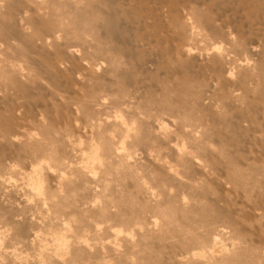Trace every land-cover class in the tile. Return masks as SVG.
Wrapping results in <instances>:
<instances>
[{
  "label": "rangeland",
  "instance_id": "1",
  "mask_svg": "<svg viewBox=\"0 0 264 264\" xmlns=\"http://www.w3.org/2000/svg\"><path fill=\"white\" fill-rule=\"evenodd\" d=\"M130 1L49 0L46 7L41 10L44 13V18L38 24L36 22L33 29L34 32L42 28L50 30L63 27L65 31L69 32L68 39L76 38V40L85 43L86 47L78 56H68L66 58L64 56V46L59 42L53 41L54 43L50 45L51 48L50 46L43 48L39 47L38 44L41 43H37V37L34 36L31 39V44L35 46L37 54L48 55V59L45 62L47 72L35 69L32 71L33 73L29 74V77H20L19 81L23 84L21 87H16L7 81H2L0 84V174L3 177L6 174L7 179V184L0 186V221H2V224H0V238L2 242L6 245L11 244L19 233L25 235L30 233L36 235L35 232L40 233H37L40 241L39 239L36 240L35 246L31 245V243L27 246L16 245L19 251L22 250V252L17 250L18 254L23 253L21 256L25 258L29 256V259L36 260L37 256L35 255L40 252V244L46 242L44 240L48 236L46 243L49 241L51 245H48H53L52 247H54L52 239L55 236L54 234L57 235L59 231H61V234L64 232L63 234H67V236L75 233L83 235L84 233V236L88 235L87 237L92 239V242H97V244L100 242L110 244L113 241L125 239L126 232L123 231L126 227L120 222L115 224V222L109 221L111 224L107 223V219L104 220L105 218L101 212L94 216L92 215L91 219V215L83 216L79 212L80 201L86 196H93L90 185L92 182L86 177L81 176L67 181L65 192L63 191V194L57 192L58 199L55 198L53 202L50 201L51 203H49L45 195L47 192L51 193L55 190L52 187L53 185L51 186L54 177L52 171L54 170L50 172V169L46 167L57 164L56 166L67 170V166L70 164L72 168H69V171L79 170V168L84 166V161L89 156L92 145L93 147L95 146L93 143L101 141L102 135L100 136V132L104 133L103 135L109 134L107 135L108 139L110 136L109 140L115 138L112 141L119 146H123V150L126 153L130 151L137 154L136 152H138L139 155H137L142 156L145 154L144 150L146 149H153V153H157L161 144L156 138L141 135L139 139L134 136V138L130 137L126 140L124 137L125 129L121 122L128 120L132 116L140 117V121L145 120L147 122L149 118L163 115L162 117L164 118L170 117L176 120L178 130L175 133V137L176 135L178 137L180 135L179 139L185 137L188 142L197 148L196 151L200 155L199 160L205 165L204 169L206 171L202 169L200 172L196 169V164L182 161L179 167L188 177L183 176V178L178 179V190L185 191L188 194L190 205L185 208L168 204L165 212L168 213V216H172L174 221L168 223L162 229L155 230L147 235L143 238L142 243L136 246L137 248L133 247L134 251L133 248H130L135 256L131 257L129 254L120 253L116 255L113 262L102 263L179 264L171 257L172 255L182 250L197 251L199 248L203 249L198 250L201 252L209 251V247L200 246L196 238L203 231L210 228L213 222L220 225L226 223V219H229L233 221V224L231 233H229L230 235L228 234L230 237L228 238L240 237L238 239V242L241 241L238 253L228 257L229 260L217 262H210L211 260L209 261L208 258L203 256L205 263L227 264L229 262L228 264H231L230 262L233 261L234 263L232 262V264H263L261 257L264 255V209L260 205V198L264 190V7L262 0H257L258 3L254 0H246L247 2L245 0H200L198 2L197 0ZM137 1L139 3L136 5ZM1 2L4 3L1 4ZM31 5L34 7L39 6L36 3H31ZM164 9L166 10L164 11ZM226 9H230V11L227 12ZM176 10L177 12H175ZM238 10L241 11L238 12ZM185 17L187 18L186 20L184 19ZM18 20L19 12L13 10L10 3L0 1L1 30L11 32L15 28L20 29ZM246 23L247 25H245ZM11 24H14V26ZM191 24L195 25L193 31L190 27ZM227 24L230 25L227 26ZM196 27L203 34L201 32L199 34L198 30L196 33ZM229 29L230 31L235 29L232 34L235 40L232 35H228L225 38V45L229 50L227 51L228 54L226 53L223 56L222 53L224 51L219 52L220 54L212 50V52L206 51V48L210 47L212 42L218 41L220 35L223 32H229ZM167 34H169L170 40ZM251 39H254L257 43ZM161 41L163 44H161ZM252 41L253 45L254 43L259 45L260 49L258 55H254L256 58L250 55L251 51L249 49L252 46ZM180 44L188 45L192 48L195 47L193 48L194 54L183 56L179 51V47H176ZM173 46L175 47L174 51H172ZM4 47L7 48V45H4ZM223 49H225V46L221 50ZM49 53L52 54L50 55ZM153 54L159 57L156 66L150 69L143 62L148 58L154 57L155 55L153 56ZM226 55L230 56H228L229 59L226 58ZM197 57H202L199 58L201 61ZM248 57H253V61H249L252 62L250 66L249 63L240 65ZM101 58H106V62H104L105 66L100 72L86 67L88 60L94 61ZM208 63L210 66H208ZM233 63L236 64L234 74H226L224 69L233 66ZM210 67L212 70H210ZM89 75L92 80H89ZM206 75L208 76L205 77ZM230 76L232 77L229 78ZM103 95L110 97L107 98L108 107L104 110L105 114L102 116L109 119H114L118 116V118L116 117L117 119H124L101 127L100 132L99 130H94L92 134L90 128H86L84 125L87 124L90 114L99 115L95 109L93 99L96 96L102 97ZM43 103H47L48 107H41ZM45 108L49 115L47 116V123L44 125L47 134L46 141L43 140V136L37 135V138L30 143L28 141L19 143L14 142L12 136H4L6 132H9L14 127L20 128L24 125L29 129H33L36 126L39 127V111ZM142 114L144 117H142ZM120 115H122V118ZM186 123L203 124L201 126V137L198 135L194 139L183 136L182 128ZM71 138L77 144L68 142ZM121 138L122 140H120ZM121 141L124 142L122 143ZM124 143L125 145H121ZM210 143L213 147H209ZM42 148L46 149L42 150ZM50 148L51 150H48ZM54 148H56V151ZM213 148L216 149V152ZM57 151L59 155L56 157L55 153ZM256 151L257 153H254ZM43 155L50 157L52 162L50 161L51 164L46 161L43 163L44 165L48 164L44 166V169H41V172L44 170L43 180L45 184H43L45 187L41 183L42 185H39L40 188L37 185L40 183L38 182L40 180L37 176L38 174L33 173V176L32 173L30 175V172H32L31 170H33L35 165H39ZM61 155L62 158L60 157ZM255 159L258 160L256 161ZM70 161L74 163L72 164ZM240 161L243 163L241 164ZM131 162L126 163V165L113 163L112 166H102V171L106 170L105 175L103 177L101 171L95 181H100L102 184L101 195L104 201L109 203H113L114 200L123 202L126 204V208L138 207V200L133 195L131 186H128L126 182L132 178V175L137 173L146 174L152 182L157 181L162 176V173H159L156 166L152 164L147 165L145 161L140 164L135 161L134 163ZM260 163L263 164L259 165ZM30 164L31 167L33 166L31 170L29 168ZM76 165L79 166L76 167ZM64 167L67 168L65 169ZM245 167L249 170L245 169ZM29 176H32V179ZM32 180L35 181L33 182ZM111 181L112 183H110ZM6 187H9L10 197L7 195L8 190L6 191ZM36 189H40V193H37L39 191H35ZM108 190L109 193H107ZM2 195L5 196L2 197ZM31 195H33L32 198L30 197ZM42 196H44L45 201ZM241 196L243 197L241 198ZM16 201H18L19 205ZM28 202H30L29 206ZM32 202L34 206L37 205V208L31 204ZM45 211H47V214ZM61 215L64 217L62 218ZM246 216H248V219ZM93 218H95L94 220L97 219L98 224L94 232L90 224ZM63 219H66L64 223ZM14 220H17L18 223H14L13 228L6 232V229L10 227L9 223ZM51 220L52 223L50 222ZM68 221L70 224L67 223ZM73 222L75 223L73 224ZM16 224H19V227ZM4 226L5 228H3ZM30 228L36 231L32 232ZM54 228L59 231L57 232ZM67 230H70L69 233ZM7 234L8 236H6ZM42 234H44V237ZM76 234L69 235V239L71 237L70 240H73L74 238L72 237H75ZM10 237L12 240L8 242ZM2 238L5 240L7 238L8 240L3 241L4 239ZM41 240L43 241L41 242ZM13 249H9L10 252ZM10 252L5 254V259L2 263L23 264L21 260L23 259L24 261V257L21 258L17 254L13 256H19L20 259L17 257V259H14ZM32 259H30V264H38L36 261L31 263ZM203 259L199 261L190 259L181 264H201L200 262H203ZM72 261V264L92 263L91 260L89 261L87 254L80 252L73 256Z\"/></svg>",
  "mask_w": 264,
  "mask_h": 264
},
{
  "label": "bare ground",
  "instance_id": "2",
  "mask_svg": "<svg viewBox=\"0 0 264 264\" xmlns=\"http://www.w3.org/2000/svg\"><path fill=\"white\" fill-rule=\"evenodd\" d=\"M0 1H6L7 3H10L12 5V9L16 10L19 12V24H20V29H13L11 32L8 31H3L1 30L0 27V84L5 81H7L8 83L13 84L16 87H21L23 84L19 81L20 77H29V74L33 71V70H37L40 69L42 71H46L47 67H46V61L48 59V55H45L43 53H38L36 52V48L35 46H33V44H31V39L36 36L38 40L37 43H41L38 44L39 47H49L50 45H52L54 42L53 41H57L59 42L62 46H64V56L67 58L68 56H78L82 50H84V48L86 47L85 43H83L82 41L76 40V38L74 39H68V34L69 32L65 31V29L63 27H59V28H55V29H47V28H42L39 30H36L37 32H34V27L35 24L37 22H41L44 18V13L43 10L46 7V4L49 2V0H0ZM128 1V0H127ZM130 1V0H129ZM133 1V0H132ZM153 1V0H152ZM187 1V0H186ZM200 0H197V2ZM246 1V0H245ZM248 1V0H247ZM246 1V2H247ZM255 2L258 3L257 0H254ZM36 3L37 5H39L38 7H34L31 5V3ZM131 2V1H130ZM135 2V1H133ZM147 2V1H145ZM167 2V1H166ZM185 2V1H184ZM252 2V1H251ZM4 3V2H3ZM1 2V4H3ZM123 3V2H122ZM129 3V2H128ZM125 3V4H128ZM139 2L137 1L136 5ZM140 3H142L140 1ZM170 3V2H169ZM201 3V2H200ZM250 3V2H249ZM56 4V3H55ZM144 4V2H143ZM146 5H148L147 3H145ZM165 4V3H164ZM246 4V3H245ZM262 4L264 7V0H262ZM99 5V4H98ZM168 5V3H167ZM199 5V4H198ZM162 6V5H161ZM245 6V5H244ZM149 7V6H148ZM58 8V7H57ZM143 8V7H142ZM150 8V7H149ZM166 8V7H165ZM199 8V7H198ZM203 8V7H202ZM250 8V7H249ZM3 9V8H2ZM169 9V8H168ZM172 9V8H171ZM176 9V8H175ZM180 9V8H179ZM258 9V8H257ZM139 10V9H138ZM149 10V9H148ZM155 10V9H154ZM157 10V8H156ZM166 9H164L165 11ZM214 10V9H213ZM227 10V9H226ZM246 10V7H245ZM181 11V10H180ZM185 11V10H184ZM182 11V12H184ZM191 11V10H190ZM230 11L227 10V12ZM241 11V10H240ZM238 10V12H240ZM258 11V10H257ZM48 12V10H47ZM141 12V11H140ZM177 12V10L175 11ZM46 13V12H45ZM142 13V12H141ZM47 14V13H46ZM143 14V13H142ZM149 14V13H148ZM185 14V13H184ZM207 15V14H206ZM205 15V16H206ZM46 16V15H45ZM187 17V15H185ZM254 16V15H252ZM184 18L185 20L187 18ZM221 17V16H220ZM147 18V17H146ZM165 18V17H164ZM179 18V16H178ZM190 18V17H189ZM188 18V19H189ZM244 18V17H243ZM242 18V19H243ZM166 19V18H165ZM163 20V19H161ZM180 20V19H179ZM232 20V19H230ZM94 21V20H93ZM164 21V20H163ZM46 22V21H45ZM65 22V21H64ZM230 22V21H229ZM236 22V21H233ZM1 23V22H0ZM225 23V22H224ZM231 23V22H230ZM237 23V22H236ZM262 23V21H261ZM150 24V23H149ZM165 24V23H164ZM177 24V23H176ZM197 24V23H196ZM238 24V23H237ZM2 25V24H0ZM12 26H14V24H11ZM10 25V26H11ZM68 25V24H67ZM230 24H227V26ZM247 25V23L245 24ZM263 25V24H262ZM151 26V25H150ZM156 26V25H155ZM166 26V25H165ZM189 26V25H187ZM3 27V26H2ZM170 27V26H169ZM191 29L193 31L195 25L191 24ZM246 27V26H245ZM167 28V27H166ZM230 28V27H229ZM228 30V28H226ZM144 30V29H143ZM188 30V28H187ZM197 27L195 32L197 33ZM200 30V29H199ZM198 30V32H199ZM235 30V29H234ZM234 30L229 29V32H223L222 35H220V38H218V41H215L214 43L212 42L210 47L206 48V51H216V52H221L224 51L222 54L223 56L227 53V51H229L226 47V40L225 38L228 35H232L233 32H235ZM142 31V30H141ZM161 31V30H160ZM183 31V30H182ZM185 31V30H184ZM191 31V32H192ZM149 32V30H148ZM201 32V31H200ZM199 32V34H200ZM206 32V30H205ZM165 33H167V31H165ZM195 33V34H196ZM202 33V32H201ZM207 33V32H206ZM205 33V34H206ZM159 34V33H158ZM181 34V33H180ZM193 34V33H192ZM203 34V33H202ZM103 35V34H102ZM106 35V34H105ZM169 34H167L168 36ZM153 36V35H152ZM199 36V35H198ZM233 39H234V35ZM70 37V36H69ZM194 37V36H193ZM206 37V36H205ZM88 38V37H87ZM169 38V36H168ZM204 38V37H203ZM207 38V37H206ZM231 38V37H230ZM164 39V38H163ZM176 39V38H175ZM192 39V37H191ZM89 40V39H88ZM170 40V38H169ZM235 40V39H234ZM254 40V39H251ZM91 41V40H90ZM134 41V40H133ZM173 41V40H172ZM243 41V40H242ZM259 41V40H258ZM175 42V41H174ZM190 42V41H189ZM234 42V41H233ZM255 43H257L254 40ZM91 43H93V41H91ZM211 43V42H210ZM248 43V42H247ZM252 46L249 49L251 51V56L254 55H258V53L260 52L259 49V45H253V41L251 42ZM140 44V43H139ZM161 44H163V42L161 41ZM172 44V43H171ZM174 44V43H173ZM259 44V43H258ZM4 45H7V48L4 47ZM99 46V45H98ZM225 46V49L221 50L223 47ZM37 47V46H36ZM90 47V46H89ZM88 47V48H89ZM141 47V46H139ZM176 47H179V51L182 53L183 56L187 55H193L194 51L193 48L195 47H190L188 45H177ZM51 48V46H50ZM142 48V47H141ZM174 46L172 47V51H174ZM197 49V48H196ZM90 51V49H88ZM195 50V49H194ZM46 51V50H45ZM205 51V53H207ZM211 51V52H212ZM51 52V51H50ZM201 53V52H200ZM50 55L52 53H49ZM175 54V53H174ZM220 54V53H219ZM228 54V53H227ZM129 55V54H128ZM155 54H153L154 56ZM160 55V54H159ZM198 55V54H197ZM202 55V54H201ZM200 55V56H201ZM232 55V54H231ZM229 59V55H226ZM229 56V57H228ZM51 57V56H50ZM158 55H155L152 58H148L147 60H144L143 64L146 66H148L150 69H153L157 62H158ZM255 57V56H254ZM198 58V57H197ZM202 58V57H199ZM198 58V59H199ZM225 58V59H226ZM256 58V57H255ZM51 59H53L51 57ZM208 59V58H207ZM238 59V58H237ZM253 59V57H248L246 59H244V61H242V63L240 65H245ZM160 60V59H159ZM200 60V59H199ZM201 61V60H200ZM253 61V60H252ZM104 62H106V58H101L98 60H88L86 67L88 69H95L98 72H100V70L105 66ZM209 62V61H207ZM239 62V61H238ZM84 64V62H83ZM81 64V65H83ZM61 65V64H60ZM206 65V64H205ZM84 66V65H83ZM208 66L209 63H208ZM148 68V69H149ZM236 68V64L233 63V66L231 67H227L224 69V72H226V74L228 75H233L234 74V70ZM239 68V67H238ZM242 68V67H241ZM249 69V68H248ZM74 70V69H73ZM81 70H83L81 68ZM210 70L211 67H210ZM75 71V70H74ZM150 71V70H149ZM47 72V71H46ZM153 72V71H152ZM174 72V71H173ZM191 72V71H190ZM193 72V71H192ZM33 73V72H32ZM177 73V72H176ZM48 74V73H47ZM178 74V73H177ZM200 74V73H199ZM247 74V73H246ZM79 75V74H78ZM37 76V75H36ZM47 76V75H45ZM208 75H206L205 77H207ZM232 76H230L229 78H231ZM172 78V77H171ZM209 78V77H208ZM235 78V77H234ZM25 79V78H24ZM83 79V78H82ZM237 79V78H236ZM89 80H92V78L89 75ZM235 80V79H234ZM27 82H29L28 80H26ZM168 81V80H167ZM170 81V80H169ZM232 83V82H231ZM230 83V84H231ZM89 84V83H88ZM129 84V83H128ZM152 84V83H151ZM233 84V83H232ZM154 85V84H153ZM173 85V84H172ZM231 86V85H230ZM234 87V86H232ZM11 88V87H10ZM215 88V87H214ZM80 89V88H79ZM233 89V88H232ZM6 90V89H5ZM159 90V89H158ZM226 90V89H225ZM65 91V90H64ZM157 91V90H156ZM21 93V92H20ZM205 93V92H204ZM208 93V92H207ZM138 94V93H135ZM235 94V93H234ZM198 95V94H197ZM264 95V94H263ZM110 97V96H108ZM106 95H103L102 97L100 96H96L93 100H94V106L96 107L95 109L98 111L99 115L96 116L94 113H92V115H89V119L86 122L87 124H85L84 126L87 128H90V131L94 130H99L100 132V128L112 123H117L119 122L120 119H117L118 116H116L114 119H109V118H105L102 115H104V110H106V108L108 107V103H107V98ZM62 99V98H61ZM199 100V99H198ZM203 100V99H202ZM141 101V100H139ZM206 102V101H205ZM214 102V101H213ZM217 103V102H216ZM220 104V103H219ZM74 105V104H73ZM126 105V104H124ZM123 105V106H124ZM131 105V104H130ZM218 105V104H217ZM147 106V105H146ZM243 106V105H242ZM41 107H48L47 103H43L41 105ZM218 107V106H217ZM147 108V107H146ZM94 110V109H93ZM92 110V112H93ZM124 110V109H123ZM115 111V110H114ZM138 111V110H137ZM223 111V110H222ZM227 111V110H226ZM17 113V112H16ZM19 113V112H18ZM141 114V113H140ZM147 114V113H146ZM149 114V112H148ZM143 115V114H142ZM47 116L48 112L45 109H42L39 111V119L38 121H40V126H36L33 129H29L28 127L21 126L20 128H13L11 129L9 132H6L4 136H12V139L14 142H19V143H24L26 141H28L29 143L34 141V139L37 138L38 136H43V140L46 141L47 139V134H46V130L44 128V125H46L47 123ZM110 116V115H109ZM108 116V117H109ZM122 115H120L121 117ZM140 116V115H139ZM163 115H156V117L153 118H149V120H147V122L145 120H141L140 121V117L136 118L135 116L129 117L128 120L121 122L123 128L125 129V139L128 140V138L137 136L139 139V136L141 135H145V136H150V137H154L156 138L160 145V150L156 153H153V149H146L144 150V155H140L138 156V152H136L137 154L131 153L129 150V153H126L125 150H123V146H119L117 145L115 142H113L112 140L115 138L109 139L107 138V135H103L104 133L100 132V136H101V141H97L94 142L93 144L95 145L93 147L92 145V150L89 153V156L86 158V160L84 161V166H82L81 168H79V170L76 171H69V168H72V165H68V169L64 170L61 167L58 166H54L52 165H48V167H46L47 169H50L49 171L51 172V170L54 174L53 180L51 182V186L56 190H54V192H47L45 195L46 200L49 201V203H51L50 201L53 202V200L55 198H57L58 193H62L65 190V184L67 181H71L74 178H78V177H86L87 179H90L92 184L91 185V191L93 196L91 197H84L82 199V201H80V208L79 212L84 216L89 214L90 219L91 217H93L95 214H99L100 212L102 213V215L104 216V220L107 219V223H109V221H113L115 222V224L117 222H120V224L124 225L127 229L126 232V236L125 239L119 240V241H113L110 244H105V243H99L97 244V242H92V239H89L86 235H77L75 233V231H73V233L76 234L73 240L69 239V235L67 236V234H61V231H59V233L56 235L54 234V238L52 239V241L54 242V247L49 246L51 245V243L49 244L47 242V237L45 238L46 242H43L40 244V252L35 255L36 260L32 259L31 263H33V261H36L38 264H43V263H48V264H72L73 261V256L76 255V253L80 252V253H85L89 256V261L91 260V264H98V263H102V262H113L115 260L116 255L122 253V254H129V256L133 257L135 256L134 253L130 250V248L136 247L138 245H140L142 243L143 238H145L147 235H149L150 233H152L155 230H159L162 229L163 227H165L168 223L173 222L174 220H172V216H168V213L165 212V208L168 204L170 205H175V206H182V207H188L190 205V203L188 202V194L185 193V191H179L178 190V179H181V177L183 178V176L188 177L186 174H184V172L180 169V164L182 161H188V162H192V164H196L197 165V170L198 171H202V169L205 168V165L201 163V160H199L200 155L197 153V148L191 144L190 142H188V140L184 137V138H180L176 135L175 137V133H177L178 130V126H177V122L174 118H164L162 117ZM259 116V115H258ZM144 117V115L142 116ZM168 117V116H167ZM122 118V117H121ZM124 119V118H123ZM121 119V120H123ZM120 120V121H121ZM144 121V122H143ZM181 121V120H180ZM77 122V121H76ZM179 122V121H178ZM31 124V123H30ZM33 125V124H32ZM77 125V124H76ZM35 126V125H34ZM203 124L200 125H196L194 123H186L184 125L183 132L184 135L187 138H194L200 134H202V127ZM230 130V129H229ZM97 131V133H99ZM206 132V131H205ZM218 133V132H216ZM72 137V136H71ZM201 137V135H200ZM70 138V137H69ZM68 138V139H69ZM74 138V137H73ZM103 138V139H102ZM1 139V138H0ZM96 139V138H95ZM136 139V137H135ZM195 139V138H194ZM49 140V139H48ZM119 140V139H118ZM122 140V138L120 139ZM130 140V139H129ZM133 140V139H132ZM190 140V139H189ZM192 140V139H191ZM205 140V139H204ZM209 140V139H208ZM228 140V139H226ZM44 141V142H45ZM53 141V140H52ZM74 139H70L68 140V142L70 143H75ZM117 141V140H116ZM134 141V140H133ZM151 141V140H149ZM203 141V140H202ZM49 142V141H48ZM51 142V140H50ZM54 142V141H53ZM52 142V144H53ZM67 142V143H68ZM119 142V141H118ZM122 142V141H121ZM124 142V141H123ZM122 142V143H123ZM132 142V141H131ZM207 142V141H205ZM47 143V142H46ZM68 143V144H70ZM120 143V142H119ZM137 143V142H136ZM193 143V142H192ZM203 143V142H202ZM3 144V143H2ZM51 144V143H49ZM75 144H73L75 146ZM221 144V143H220ZM91 145V144H90ZM121 145H125L121 144ZM137 145V144H136ZM214 145V144H213ZM3 146V145H2ZM42 146V145H40ZM72 146V145H71ZM73 146V147H74ZM151 146V145H150ZM203 146V145H202ZM209 146V145H208ZM223 146V145H222ZM70 147V146H69ZM209 147H213L210 146ZM44 148V147H43ZM42 150H45L43 149ZM53 148V147H52ZM68 148V147H66ZM72 148V147H71ZM139 148V147H137ZM136 148V149H137ZM130 149V148H128ZM211 149V148H210ZM215 149V148H213ZM212 149V150H213ZM224 149V148H223ZM48 150H51L48 149ZM54 150L56 151V148H54ZM75 150V149H73ZM131 150V149H130ZM254 150V149H253ZM256 150V149H255ZM79 151V150H77ZM84 151V150H83ZM132 151V150H131ZM138 151V150H137ZM157 151V150H156ZM43 152V151H42ZM46 152V151H45ZM51 152V151H50ZM216 152V149H215ZM223 152V151H222ZM140 153V152H139ZM254 153H257L254 152ZM56 157L58 154L55 153ZM88 154V153H87ZM141 154V153H140ZM262 154V153H261ZM52 155V152H51ZM264 155V154H263ZM54 156V155H53ZM35 157V156H34ZM62 158V155L60 156ZM253 157V156H252ZM257 157V156H256ZM59 158V159H61ZM250 158V157H249ZM255 158V157H254ZM260 158V157H259ZM35 159V158H34ZM67 159V158H66ZM75 159V158H73ZM48 160V161H47ZM62 160V159H61ZM79 160V159H78ZM83 160V159H82ZM256 160V159H255ZM258 160V159H257ZM256 160V161H257ZM46 162L50 161L52 162V160H50V157H47V155H43L41 157V160L39 161V165L37 163V165H35V167L32 169L31 164H30V170L32 172H30V175L32 173H37L38 177H36L40 182L39 184H37V182H35L38 187H40L39 185H42L44 183V175L43 172H41L42 168L44 169V166L47 164H43ZM75 161V160H72ZM70 161L72 164L74 162ZM81 161V160H80ZM134 161L136 163H142L143 161H145L147 165H154L156 166V169L159 171V173H162V176L160 178L157 179V181H151L150 178L144 174V173H137L135 175H132V178H130L126 184L128 186H131L132 190H133V195H135V198L138 200V204L139 206H133L130 208H126V204L123 202H119V201H113V203H109L108 201H104L103 197L101 195V188H102V184L101 182H97L95 181L96 178L98 177V175H100V172L102 171V166L108 167V166H112L113 163L119 164V165H126V163H130V162ZM69 162V163H70ZM77 162V160H76ZM75 162V163H76ZM83 162V161H82ZM81 162V164H82ZM131 162V163H132ZM259 162V161H258ZM65 163V162H64ZM78 163H80L78 161ZM135 163V164H136ZM240 163L242 164L243 162L240 161ZM250 163V162H247ZM51 164V163H50ZM68 164V163H67ZM144 164V163H143ZM263 164V163H262ZM261 163L259 165H262ZM249 165V164H248ZM258 165V166H259ZM27 166V165H26ZM25 166V167H26ZM79 165H76V167H78ZM137 166V165H136ZM67 167H64L65 169ZM28 168V167H27ZM253 168V167H252ZM18 169V168H17ZM74 169V168H73ZM142 169V167H141ZM245 169H247L245 167ZM14 170V169H13ZM128 170V168H127ZM137 170V169H136ZM154 170V169H153ZM205 170V169H204ZM249 170V169H247ZM255 170V169H254ZM27 171V172H28ZM114 171V170H113ZM140 171V169H139ZM138 171V172H139ZM206 171V170H205ZM9 172V171H8ZM24 172V171H23ZM106 172V170L102 171V175L104 177V173ZM136 172V171H135ZM7 173V172H6ZM28 174V173H27ZM0 186H4L7 179H6V174H4V177L0 174ZM10 176V175H9ZM34 176V175H33ZM30 179H32V176H29ZM34 177V178H35ZM151 177V176H150ZM28 178V177H27ZM227 178V177H226ZM14 179V178H13ZM29 179V178H28ZM27 179V180H28ZM35 179V180H37ZM185 179V178H184ZM35 180H32L33 182ZM47 180V179H45ZM77 180V179H76ZM186 180V179H185ZM209 180V179H207ZM222 180V179H221ZM9 181V180H8ZM75 181V180H74ZM14 182V181H13ZM30 182V181H29ZM32 182V184H34ZM81 182V181H80ZM83 182V181H82ZM190 182V181H189ZM22 183V182H21ZM42 183V184H41ZM72 183V182H71ZM112 183V181L110 182ZM7 184V183H6ZM31 184V183H28ZM45 184V183H44ZM43 184V185H44ZM46 184L48 185L47 181ZM197 184V183H195ZM16 186V185H15ZM29 186V185H28ZM222 186V185H220ZM225 186V184H224ZM223 186V187H224ZM24 187V186H23ZM35 187V186H32ZM45 187V185H44ZM88 187V186H87ZM263 187H264V182H263ZM2 188V187H1ZM5 188V187H4ZM9 188V187H8ZM6 187V191L8 192V196L10 197V191ZM11 188H13V186H11ZM15 188V187H14ZM37 188V187H36ZM41 188V187H40ZM110 188V186H109ZM222 188V187H221ZM31 189V188H30ZM34 189V188H33ZM224 189V188H222ZM11 190V189H10ZM16 190H18V188H16ZM15 190V191H16ZM40 190V189H39ZM38 189H36L35 191H39ZM45 190V189H44ZM90 190V188H89ZM107 190V189H106ZM112 190V189H111ZM226 190V189H225ZM33 191V190H32ZM34 191V192H35ZM223 191V190H222ZM221 191V192H222ZM43 192V191H42ZM58 192V193H57ZM65 192V191H64ZM112 192V191H111ZM17 193V192H16ZM15 193V195H16ZM33 193V192H32ZM37 193H40L37 192ZM36 193V194H37ZM45 193V192H43ZM42 193V195H43ZM67 193V192H66ZM109 193V190L108 192ZM5 194V193H3ZM34 194V193H33ZM63 194V193H62ZM24 195V194H23ZM29 195V194H28ZM26 195V196H28ZM1 196V195H0ZM5 195H2V197ZM7 196V198H8ZM33 195H31L30 197L32 198ZM38 196V195H37ZM41 196V195H40ZM47 196V197H46ZM1 197V198H2ZM44 198V196H42ZM243 196H241L242 198ZM6 198V199H7ZM12 198V197H11ZM37 198V197H36ZM44 198V201H45ZM3 199V198H2ZM39 199V198H38ZM58 199V198H57ZM190 199V198H189ZM10 201V198H9ZM15 201V200H14ZM22 201V200H21ZM28 201V200H27ZM32 201V200H29ZM48 201H46V203H48ZM58 201V200H56ZM18 201H16L17 203ZM43 202V201H42ZM105 202V203H104ZM28 202V206H29ZM44 203V202H43ZM45 203V206L47 205ZM6 204V203H5ZM18 204V203H17ZM31 204L34 203L32 202ZM19 205V204H18ZM260 205L262 206V208L264 209V190L262 192V197L260 198ZM31 206V205H30ZM44 206V205H42ZM44 206V207H45ZM21 207V206H20ZM32 207V206H31ZM37 208V205L34 206ZM43 207V208H44ZM47 207V206H46ZM45 207V208H46ZM62 207V206H61ZM33 208V207H32ZM39 209V208H38ZM128 209V210H127ZM252 209V208H251ZM41 210V209H40ZM48 211V209H46ZM232 210V208H231ZM45 211V213L47 212ZM50 212V210H49ZM257 212V211H256ZM41 213V211H40ZM51 213V212H50ZM48 213V214H50ZM53 213V212H52ZM233 213V212H232ZM248 213V212H247ZM260 213V211H259ZM42 214V213H41ZM47 214V213H46ZM178 214V213H177ZM250 214V213H249ZM26 215V214H25ZM33 215V214H32ZM40 215V214H39ZM93 215V216H92ZM255 215V214H253ZM50 216V215H49ZM60 216V215H59ZM100 216V215H99ZM251 216V215H249ZM7 217V216H6ZM15 217V215H14ZM17 217V216H16ZM61 217L63 218L64 216L61 215ZM60 217V218H61ZM74 217V216H73ZM169 217V218H168ZM248 216H246L247 218ZM3 218V217H2ZM19 218V217H18ZM21 218V217H20ZM75 218V217H74ZM82 218V217H81ZM85 218V217H84ZM87 218V216H86ZM96 218V217H95ZM95 218H93L92 222L90 223L92 225V230L94 232V229L97 228L98 224H97V219L94 220ZM251 218V217H250ZM51 219V218H50ZM83 219V218H82ZM101 219V218H100ZM169 219V220H168ZM248 219V218H247ZM1 220V219H0ZM22 220V219H21ZM34 220V219H33ZM64 220V219H63ZM66 220V219H65ZM65 220L63 221V223L65 222ZM84 220V219H83ZM89 220V218H88ZM102 220V219H101ZM103 220V221H104ZM252 220V218H251ZM23 221V220H22ZM70 221V220H69ZM69 221L67 223H69ZM75 221V220H74ZM80 221V219H79ZM82 221V220H81ZM87 221V220H86ZM85 221V222H86ZM91 221V220H90ZM89 221V222H90ZM2 224V221H0ZM52 223V220L50 221ZM56 222V221H55ZM62 222V221H61ZM14 223H18L17 220H14L13 222L9 223V226L6 229V232L9 229L13 228V224ZM20 223V222H19ZM62 223V225H63ZM75 222H73L74 224ZM105 223V222H104ZM211 223V222H210ZM41 224V223H40ZM70 224V223H69ZM68 224V225H69ZM77 224V223H76ZM103 224V223H101ZM106 224V223H105ZM111 224V223H109ZM188 224V222H187ZM191 224V223H190ZM208 224V223H207ZM232 224L233 221L232 220H227L226 219V223L223 224H216L215 222L212 223V225L210 226V228L206 229L205 231H203V233L196 238V240L198 241V243L200 244V246L202 247H209L208 249H210L209 251L206 250L204 252L198 251L199 248L197 249V251H193V250H182L181 252H178L174 255H172L171 257L177 261L179 264L181 263H185L186 261H189L190 259L193 260H202L203 256L205 258H208L210 262L214 261H222V260H229L228 257H230L233 254L238 253V248H239V244L240 242H238V239L240 238H236L231 237L228 238L230 236H228L229 233H231L232 230ZM17 227H19V224H16ZM107 225V224H106ZM7 226V224H6ZM12 226V227H11ZM64 226V225H63ZM113 226V225H112ZM49 227V226H48ZM70 227V225H69ZM104 227V226H102ZM106 227V226H105ZM117 227V226H116ZM121 227V226H120ZM119 227V228H120ZM5 228V226L3 227ZM2 228V229H3ZM51 228V227H50ZM74 228V227H73ZM78 228V227H77ZM183 228V227H182ZM1 229V230H2ZM31 229V228H30ZM39 229V228H38ZM55 229V228H54ZM67 229V228H66ZM72 229V228H71ZM70 229V230H71ZM113 229V228H112ZM123 229V228H122ZM196 229V228H195ZM199 229V228H198ZM203 229V228H202ZM201 229V230H202ZM247 229V228H246ZM49 230V229H48ZM56 230V229H55ZM54 230V231H55ZM70 230H67L68 233ZM88 230V229H87ZM102 230V229H101ZM100 230V231H101ZM258 230V228H257ZM14 231V230H13ZM31 231H36V230H32ZM52 231V230H49ZM57 231V230H56ZM55 231V232H56ZM57 231V232H58ZM63 231V230H62ZM66 231V232H67ZM78 231V230H76ZM89 231V230H88ZM99 231V232H100ZM111 231V230H110ZM198 231V230H197ZM3 232V231H2ZM9 232V231H8ZM41 232V231H40ZM48 232V231H46ZM45 232V233H46ZM80 232V231H79ZM196 232V231H195ZM193 232V233H195ZM202 232V231H201ZM4 233V232H3ZM2 233V234H3ZM38 233V232H37ZM37 233L35 232L36 235H34V233H30L28 235H25L23 233H19L18 235H16V239L15 241H12V243L14 244H5L2 242L1 238H0V264H5L2 263L3 260L5 259V254L10 252L9 249H13L14 247V251L12 250V252H10V254L13 256L17 255V244H21L22 246H27L31 243V245L33 244V246H35V241L39 239L40 241V237L38 235L37 237ZM49 233V232H48ZM71 233V232H70ZM190 233V232H189ZM197 233V232H196ZM198 233H200V231H198ZM40 234V233H38ZM53 234V233H51ZM75 234H71V235H75ZM87 234V233H86ZM44 234H42L43 236ZM49 235V234H48ZM70 235V236H71ZM92 235V233H91ZM152 235V234H151ZM193 235V234H192ZM230 235V234H229ZM232 235V234H231ZM8 236V234L6 235ZM5 236V237H6ZM98 236V235H97ZM240 236V235H239ZM44 237V236H43ZM118 237V236H117ZM122 237V236H121ZM8 238V237H7ZM6 238V240H8ZM4 239V238H2ZM118 239V238H117ZM228 239V241H227ZM5 239L3 241H6ZM12 240V238L10 237V240L8 242H10ZM14 240V239H13ZM50 240V239H49ZM243 240V238H242ZM43 240H41L42 242ZM97 241V240H96ZM227 241V242H226ZM255 241V240H254ZM38 242V241H37ZM52 242V244H53ZM104 242V240H103ZM128 243V244H127ZM250 243V242H249ZM49 244V245H48ZM39 246V245H38ZM245 246V245H244ZM250 246V245H249ZM32 247V246H31ZM137 248V247H136ZM203 250V249H202ZM205 250V248H204ZM19 251V250H18ZM134 251V248H133ZM208 251V252H207ZM264 251V250H263ZM262 251V252H263ZM19 252H22L19 251ZM9 254V256H10ZM18 255H20V257H24L21 256L23 255V253H19ZM29 255V254H28ZM238 255V254H237ZM236 255V256H237ZM263 255V254H262ZM11 256V259H12ZM13 256V257H14ZM17 257V256H16ZM14 257V259L16 258ZM20 257L18 256L17 258L20 259ZM29 257V256H28ZM25 258V260L23 261V259L21 260V262L23 264H30V259L29 258ZM10 258V257H9ZM16 258V259H17ZM18 259V260H19ZM261 259L263 260V264H264V255L261 257ZM260 260V261H262ZM16 261V260H15ZM134 261V260H133ZM20 262V263H21ZM173 262V261H172ZM207 262V261H206ZM233 262V261H232ZM232 262H230L232 264ZM7 263V262H6ZM9 263V262H8ZM16 263V262H14ZM19 263V262H17ZM106 263V264H107ZM137 263V262H136ZM159 263V262H158ZM201 264H204L205 261L203 259V262H200ZM229 263V262H228ZM227 263V264H228ZM234 263V262H233ZM103 264V263H102ZM113 264V263H112ZM175 264V263H174ZM193 264V263H192ZM207 264V263H205ZM210 264V263H209ZM214 264V263H213ZM220 264V263H219Z\"/></svg>",
  "mask_w": 264,
  "mask_h": 264
}]
</instances>
